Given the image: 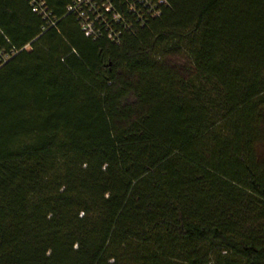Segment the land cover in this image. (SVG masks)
<instances>
[{
	"label": "trees",
	"instance_id": "obj_1",
	"mask_svg": "<svg viewBox=\"0 0 264 264\" xmlns=\"http://www.w3.org/2000/svg\"><path fill=\"white\" fill-rule=\"evenodd\" d=\"M0 0V264H264V0H167L120 44Z\"/></svg>",
	"mask_w": 264,
	"mask_h": 264
},
{
	"label": "built area",
	"instance_id": "obj_2",
	"mask_svg": "<svg viewBox=\"0 0 264 264\" xmlns=\"http://www.w3.org/2000/svg\"><path fill=\"white\" fill-rule=\"evenodd\" d=\"M46 27H56L57 21L43 0H25ZM170 5L167 0H74L68 7L79 22L85 36L93 41L107 38L120 44L124 35H135L149 20L158 19ZM19 51L0 45V70Z\"/></svg>",
	"mask_w": 264,
	"mask_h": 264
},
{
	"label": "rangeland",
	"instance_id": "obj_3",
	"mask_svg": "<svg viewBox=\"0 0 264 264\" xmlns=\"http://www.w3.org/2000/svg\"><path fill=\"white\" fill-rule=\"evenodd\" d=\"M261 152V164L263 163V166H264V138H263V143L261 144V148H260Z\"/></svg>",
	"mask_w": 264,
	"mask_h": 264
}]
</instances>
